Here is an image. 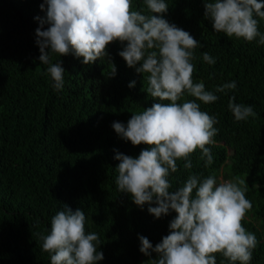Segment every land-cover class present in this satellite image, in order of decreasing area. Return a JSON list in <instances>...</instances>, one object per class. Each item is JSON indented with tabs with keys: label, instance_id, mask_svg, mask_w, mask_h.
I'll return each instance as SVG.
<instances>
[{
	"label": "trees",
	"instance_id": "1",
	"mask_svg": "<svg viewBox=\"0 0 264 264\" xmlns=\"http://www.w3.org/2000/svg\"><path fill=\"white\" fill-rule=\"evenodd\" d=\"M165 2L169 8L164 18L203 45L194 50V83L203 81L206 90L218 96L207 105L197 101L202 111L218 120L215 143L206 145L213 163L205 167L199 149L190 157L191 169L178 160V171L168 177L170 191L181 187L190 174L201 179L214 175L217 183L243 179L252 208L241 223L258 241L249 264H264V45L259 37L247 42L215 32L204 16V0ZM42 3L0 0V264H50L36 234L49 232L52 217L64 204L73 211L82 209L86 233L99 235L98 251L104 259L97 264L158 259L157 253L146 257L139 251L138 235L155 247L169 234L176 213L156 219L148 213V204L141 209L130 194L119 192L116 151L138 157L148 146L124 141L112 124L127 125L132 114L159 101L146 93L143 74L118 55V41L107 47L116 67L111 78L107 58L84 65L71 53L53 54L51 62L65 69L63 88L54 90L35 43V17L46 16ZM142 7L143 0H132L133 10ZM256 19L264 34V19ZM204 52L215 58L214 65L203 61ZM133 81L135 86L129 88ZM231 81L236 89L216 92ZM233 96L235 103L252 106L256 116L235 121L228 108ZM192 99L185 94L178 103ZM214 255L217 264H229L220 253Z\"/></svg>",
	"mask_w": 264,
	"mask_h": 264
},
{
	"label": "clouds",
	"instance_id": "2",
	"mask_svg": "<svg viewBox=\"0 0 264 264\" xmlns=\"http://www.w3.org/2000/svg\"><path fill=\"white\" fill-rule=\"evenodd\" d=\"M143 5L137 11L132 0H44L40 8L46 9V16L35 17L39 21L35 30L38 59L48 65L44 74L51 77L54 90H61L65 69L60 62L52 63L51 56L71 53L82 58L84 65L107 58L112 65L109 78L114 77L116 67L107 47L120 42L118 55L129 68L143 74L146 93L159 102L132 114L127 125L113 122L121 139L133 146H148L138 157L116 151L115 183L120 193L130 194L136 206L142 209L148 204V213L156 219L170 211L176 213L169 234L155 247L147 237L138 235L142 254H158V259L144 264H217L216 253L229 264H249L258 241L241 223L252 208L243 179L217 183L214 175L201 179L190 174L181 187L170 191L168 177L178 171V160L191 169L190 157L199 149L205 167L213 163L206 145L215 143L218 120L202 111L197 101L207 105L218 96L206 90L203 81H193L194 50L203 45L164 18L169 8L165 0H143ZM204 9L215 32L247 42L259 37L258 43L264 45L256 19H264V0H204ZM202 56L209 65L216 63L209 53ZM128 86L134 87L135 81ZM236 87L231 81L218 86L216 92L227 93ZM185 94L194 99L178 103ZM234 101L233 96L228 108L235 121L256 116L252 106ZM85 222L82 209L73 211L64 204L52 217L49 232L36 234L50 264H97L104 259V253L98 251L99 235L86 233Z\"/></svg>",
	"mask_w": 264,
	"mask_h": 264
}]
</instances>
